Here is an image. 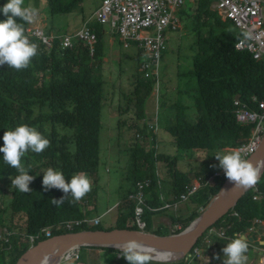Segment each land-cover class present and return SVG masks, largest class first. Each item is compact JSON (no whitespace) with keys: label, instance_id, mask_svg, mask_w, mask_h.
Here are the masks:
<instances>
[{"label":"trees","instance_id":"16d2710c","mask_svg":"<svg viewBox=\"0 0 264 264\" xmlns=\"http://www.w3.org/2000/svg\"><path fill=\"white\" fill-rule=\"evenodd\" d=\"M81 1L46 0L50 15L68 13ZM5 3L6 0H0V8ZM177 16L180 21L187 22L193 38L191 69L182 73L187 76L191 74L195 84L187 95L191 103L184 104L180 99L173 103L160 101L167 113L173 112V117L165 115L167 120L163 126L172 137L175 149L173 156L158 153L154 141H150L152 144L145 148L143 140L137 142L135 136L139 138V133L147 126L137 121L144 118V102L154 81L136 74L132 89L124 95L133 100L136 121L130 125L135 130L131 137L134 158L133 171L129 177L130 190L123 192L118 206V228H138L136 223H128L129 219L135 221L136 201L129 199L127 194L135 188L136 181L149 178L151 183L144 193L148 207L144 206L140 215L144 222L143 229L162 234L151 231L146 220L149 219L148 214L165 209L161 208L165 200L160 198L163 189L158 183L157 170L161 175L164 174L161 181L169 184V200L166 202H179V195L185 191L191 179L177 168V162L191 158L198 160L200 156L212 159L222 150L237 148L245 143L250 135V126L236 122L233 98L238 96L251 107L255 106L251 103L252 95L264 99V60H255L248 51L235 48L234 44L243 33L231 21L223 19L215 9H211L209 0H196L188 10L181 7ZM5 18L0 13V20ZM17 22L23 23L24 27L28 25L18 18ZM92 27L97 34V44L92 54L83 42H76L70 48H61L57 37L60 32H57L50 45L38 42L33 36L29 37L32 42H38V54L32 58L28 68L17 71L6 63L0 65V147L3 146L4 132L20 124L36 127L51 142L50 147L43 152L36 154L29 151L22 158L25 167L31 166L28 174L34 177L29 185L32 190L30 193H22L12 187L11 178L18 173L4 162L3 153H0V264H13L32 243L46 238L42 234L34 241H29V235H36L45 227L51 228V235L67 232L69 230L63 228L64 221L88 216L90 212L86 208V200L93 197L90 193L88 199L84 197L70 203L72 197L69 196L62 206L52 205L49 200L59 199L64 193L56 188L45 191L42 177L48 168L60 170L66 180H70L74 174L85 172L94 187H97L100 114L105 99L102 74L105 52L103 26L96 23ZM201 172L205 173L195 171V175ZM208 175L202 177L205 179ZM225 178L224 173L213 176L211 182L200 186L197 193L190 197L197 209L217 192ZM256 187V191L254 188L246 190L233 208L209 227L224 231L223 236L212 237L213 243L219 242L223 248L226 246L224 243H228L237 233L242 235L256 226L258 220H264V170ZM149 207L156 210H149ZM197 209L185 218L171 216V222H179L181 226L170 233L184 229L198 215ZM143 211H146L144 217ZM233 211L236 215L231 214ZM16 215L18 220L16 218L14 221ZM82 225L71 230L103 229ZM207 230L184 258L167 262L152 260V264H201L200 259L194 257L189 260L188 257L193 256L195 247L200 248ZM97 248L115 253V256L109 257L107 264H128L121 255L117 257L119 249ZM5 253L9 256L6 262Z\"/></svg>","mask_w":264,"mask_h":264},{"label":"rangeland","instance_id":"374dc122","mask_svg":"<svg viewBox=\"0 0 264 264\" xmlns=\"http://www.w3.org/2000/svg\"><path fill=\"white\" fill-rule=\"evenodd\" d=\"M188 1L186 0L181 7L183 6V8L188 10L192 6ZM99 3H101L100 0H82L81 4H77L68 13L50 15L46 0H25L26 6L31 5L38 9V16L36 17L37 23L44 25L43 28L46 32L52 29L54 33H74L76 29H79L83 25V23L81 24L82 19H86ZM212 3L211 1V8H213ZM87 21L90 26L97 23L92 19H88ZM186 24L187 22L180 21L178 17V26L176 25L172 29H165L162 32V36L166 40L165 49L159 57L156 75L149 76L142 69V65L149 61V57L140 54L135 45L130 44L124 47L122 41L121 43H117L119 40L118 34L111 32L106 25L104 26L107 33H110L111 36L104 34L103 41L105 55L102 59V74L105 99L100 114L98 182L97 187H94L92 183V190L89 193L93 197L89 201L86 200V208L90 211L86 217L93 218L99 216L100 222L96 227L105 229L118 226V206L122 201L121 197L123 196V192L130 190L131 181L129 177L133 171L134 158V146L131 137L135 131L130 128V125L136 121V117L135 111L132 108L133 100H130L124 95L132 89V82L136 78V74H141L142 77L151 79L154 81V84L151 86V91L144 102V118L137 121L139 123L144 122L147 128L139 133V138L135 136V139L137 142L143 140L145 148L152 144L150 141L156 142L155 146L158 153L172 156L175 154L174 147L168 142L171 136L163 128L167 120V118L165 119V115H171L173 117V112L167 113L164 107L160 105V101L173 103L177 99H180L184 104L191 103L187 95L190 94L188 87H190L189 84L193 81L192 75L189 74L187 76V74H182L191 69L193 52L191 49L193 38L190 35V27ZM187 111L190 112L189 110ZM203 161L202 156L198 160L193 158L184 161L179 160L177 162V168L187 173L193 181L195 171L197 172L200 169L213 168L222 170L218 166L219 161L215 156L209 162L205 160L208 163H204ZM157 175L159 177V185L161 187L164 186L163 182L165 181H161L164 178V174L161 175L157 170ZM87 195L85 196L86 199H88ZM160 198L162 199L161 194ZM5 200L8 201L6 196ZM145 206H147L146 203ZM185 208L190 209V211H195L197 205L190 198L180 205L178 212H183ZM173 209V207H170L169 209H162L159 213L148 214L150 216L146 220L150 230L167 234L178 229L181 224L179 222H171L170 220ZM149 210H156V208L149 207ZM166 210L167 212H165ZM143 212L144 217L146 211ZM161 214H164L168 218L160 216ZM181 217L185 218L186 216ZM16 218L17 215L13 217V220L15 221ZM140 219L143 222L141 216ZM128 223L134 224L136 221L133 222L132 219H129ZM136 225L140 227L137 223ZM0 232H2L1 229ZM0 236H2V233H0ZM203 239L200 246L202 253L200 256L201 263L209 261L207 259L209 258V247H207L206 238L204 237ZM212 241L210 240L208 246L212 244ZM224 244L227 243L225 242ZM116 255L119 257L120 254ZM112 256H115L114 252L109 253L102 248L82 246L80 247L78 259H68L69 261H65L62 258L59 264H102V261H104V264H107L109 257ZM4 257L5 262L9 260L8 253H5ZM121 258L123 257L121 256ZM215 260L211 263H216L217 261L223 263V261H219L218 259ZM156 261L167 262V260Z\"/></svg>","mask_w":264,"mask_h":264},{"label":"built area","instance_id":"2783aa9c","mask_svg":"<svg viewBox=\"0 0 264 264\" xmlns=\"http://www.w3.org/2000/svg\"><path fill=\"white\" fill-rule=\"evenodd\" d=\"M210 1L226 19L243 32V36L234 44L235 48L247 50L255 60H264V0ZM183 3L184 0H101L99 7L93 13V20L106 25L111 32L117 33L124 47L130 44L135 45L140 54L149 57V61L142 65V69L145 70L147 76L156 75L159 57L165 48L162 32L177 25L176 12ZM25 32L28 37L33 36L38 42L46 45H50L55 36L54 34L46 35L37 25H28ZM57 37L60 39L61 48H70L76 42H83L87 45L90 54L94 52L97 44V34L87 23H83L74 33L66 32L57 35ZM232 103L236 122L251 127L248 140L238 148L247 157L254 152L264 133V99H257L255 95H252L251 103L255 105L254 107L241 101L238 96L233 98ZM149 185V178L138 180L135 183V188L127 194L129 199L136 201L134 216L140 227L144 225L140 215L142 207L145 206V189ZM201 185L200 179L196 183L187 185L185 191L179 195V201L189 200ZM253 188L255 191L257 190L256 186ZM166 207L168 205L161 208ZM231 214L235 215V212L233 211ZM99 222L98 217H84L83 219L66 220L62 224L63 228L71 230L82 224L96 226ZM212 228L207 230L206 235L213 232ZM42 234L45 237L51 236V228L45 227L38 234L29 235L27 238L29 241H34ZM223 234L222 230L216 231L218 236H223ZM79 252L80 247L70 248L65 252L63 259L65 261L78 259ZM201 254L200 248L195 247L191 258L200 259ZM201 264L208 263L204 261ZM216 264L223 263L217 262Z\"/></svg>","mask_w":264,"mask_h":264},{"label":"clouds","instance_id":"9594fccd","mask_svg":"<svg viewBox=\"0 0 264 264\" xmlns=\"http://www.w3.org/2000/svg\"><path fill=\"white\" fill-rule=\"evenodd\" d=\"M0 13L6 17L0 20V65L6 63L9 68H14L17 71L26 69L30 66L32 58L38 54V45L25 34L24 24L17 22V18L19 21L30 24L38 16V9L31 5L26 6L25 0H6V3L0 8ZM2 139L3 146L0 147V153H3L4 162L16 169L18 173L14 178H11L12 187L22 193L32 192L29 185L34 177L28 174L31 171V166L25 167L22 158L29 151L36 154L43 152L50 147V140L36 127L28 124H20L12 130H6ZM214 156L219 161L218 166L223 170L227 180L232 183L233 188L244 191L255 187L260 182L261 166L254 165L239 149L229 148ZM42 186L45 191L56 188L64 193L59 199L49 200L52 205L60 207L69 196L72 197L70 203L83 199L92 190V181L85 172L74 174L70 180H66L60 170L48 168L43 174ZM221 191L224 190L221 189ZM225 245L222 249L223 264H247L246 253L249 250V242L246 237L237 233ZM120 255L128 264H152L153 260V254L148 247L134 239L123 243ZM215 258L219 259L220 257L216 256ZM188 259L192 258L189 256Z\"/></svg>","mask_w":264,"mask_h":264},{"label":"water","instance_id":"95a60500","mask_svg":"<svg viewBox=\"0 0 264 264\" xmlns=\"http://www.w3.org/2000/svg\"><path fill=\"white\" fill-rule=\"evenodd\" d=\"M246 158L254 165H260L263 171L264 133L254 152ZM221 189L224 191H221ZM245 191L233 188L232 183L225 178L217 192L201 207L198 215L179 232L157 234L146 231L141 227H113L110 229L67 231L51 235L30 245L13 264H41L54 251H56L54 255L56 256L76 246L113 247L120 250L124 242L133 239L144 245L152 246L172 254L173 257L171 260L184 258L194 246L197 239L210 226L226 215ZM246 238L248 241L255 242L254 236H247ZM153 260L156 259L153 258ZM171 260L167 259V261ZM57 263L59 264L60 260Z\"/></svg>","mask_w":264,"mask_h":264},{"label":"crops","instance_id":"0c3cea01","mask_svg":"<svg viewBox=\"0 0 264 264\" xmlns=\"http://www.w3.org/2000/svg\"><path fill=\"white\" fill-rule=\"evenodd\" d=\"M186 0H184V2H185ZM194 1H196V0H189L188 1V3H193ZM210 1V0H209ZM82 2V1H81ZM100 2H101V0H100ZM211 2V1H210ZM99 5H100V3L94 8V10L93 11H95L98 7H99ZM211 6V5H210ZM212 6H213V8H211V9H215L216 11H217V13L219 14V15H221V17L223 18V19H226L224 16H223V14L218 10V9H216V7H214V5H213V3H212ZM183 7V6H182ZM181 7H179L178 8V10H177V12H176V15H177V13H178V11H179V9H180ZM91 12V14H89L87 17H86V19H82V21H81V24L82 23H87V24H89V22L87 21L88 19H92L93 20V13L94 12ZM263 12H264V8H263ZM177 18H178V16H177ZM92 23H94V21H92ZM28 25H32V26H34V25H39L38 23H37V19H35L32 23H27ZM90 24H91V22H90ZM233 24V23H232ZM27 25V26H28ZM234 25V24H233ZM26 26V27H27ZM103 26V32H104V34H106L107 36H111V34L110 33H107V31H106V29L104 28V26L105 25H102ZM177 26H178V21H177ZM25 27V28H26ZM39 27L44 31V33L46 34V35H53L54 34V32H53V30L51 29V31L50 30H48L47 32L45 31V29L43 28L44 27V25H39ZM234 27L239 31V32H242L240 29H238L235 25H234ZM109 29V28H108ZM169 29H171V28H169ZM77 30V29H76ZM64 33H66V32H64ZM68 33V32H67ZM60 34H63V33H60ZM104 34H103V41H104ZM166 41V40H165ZM117 43H121V41L120 40H118V42ZM247 51V50H246ZM190 87H188L189 89H191L192 87H194V82H191L190 84ZM239 124V123H238ZM249 126V125H248ZM251 128V127H250ZM168 133V132H167ZM169 134V133H168ZM249 137V136H248ZM248 140V139H247ZM168 142L172 145V137H171V139L169 138L168 139ZM244 144V143H243ZM242 145V144H241ZM240 145V146H241ZM173 146V145H172ZM240 146H238L236 149H238ZM174 147V146H173ZM229 149V148H228ZM223 151H226V150H222V151H220L221 153L223 152ZM185 159H183V161H184ZM204 161V163H208L211 159L210 158H204L203 159ZM208 161V162H206V161ZM204 170V171H203ZM199 171H203V172H205V173H202V174H200V175H198V176H196L195 175V173H194V177L196 178H194V181L193 180H190V184L191 183H196L197 182V180L198 179H200V181L202 182V185H205V184H207L208 182H211L212 181V179H213V176H216V175H219V174H221V173H224L223 172V170H218V169H213V168H207V169H200ZM207 173H209V175L204 179L202 176H204V174H207ZM190 177V176H189ZM191 179V178H190ZM191 181H193V182H191ZM164 183V186H162V189H163V192H162V194H161V197H162V199L163 200H165L164 201V203L162 204V206H164L165 204L166 205H168V207L167 208H165V209H169L170 207H173L174 209H173V212H172V215L171 216H175V217H181V216H187V214H189L191 211H190V209H187V208H185V210L183 211V212H178V208L180 207V205H182V203H184V202H182L181 204H179L181 201H179V202H177L176 203V205H175V203H168V202H166V200L168 201L169 200V194H168V192H167V189L169 188V184L167 183V184H165V182H163ZM201 185V186H202ZM165 212H167V210L165 211ZM160 216H164V217H166L164 214L162 215H160ZM170 216V217H171ZM166 218H168V217H166ZM212 233L211 234H208V236H207V247H209L208 248V250H209V258H207L209 261L207 262L208 264H216V263H211L213 260H215L216 258V256H219L220 258L218 259L219 261H223V259H224V254H223V252H222V249L223 248H221V243H218V242H214L215 243V246H218V248L217 249H215V246H214V243H213V241H212V244H213V247L211 246H208V243L210 242V240H212V237L214 236V235H216V231H220V229L219 228H216V227H213L212 228ZM244 235V237H247V236H254V238H255V241L256 242H253V241H248V242H250V246H249V250H248V252L246 253V255H247V257H248V261H247V264H264V247L262 246V245H264V220L263 221H261L260 223H258L256 226H253V228L252 229H248L247 230V232H245L244 234H242V236ZM206 240V239H205ZM211 244V245H212ZM204 250H206V249H204ZM217 260V259H216ZM215 260V261H216Z\"/></svg>","mask_w":264,"mask_h":264},{"label":"bare ground","instance_id":"6f19581e","mask_svg":"<svg viewBox=\"0 0 264 264\" xmlns=\"http://www.w3.org/2000/svg\"><path fill=\"white\" fill-rule=\"evenodd\" d=\"M102 25V24H101ZM92 27V26H91ZM93 28V27H92ZM243 33V32H242ZM149 59V58H148ZM142 64H143V62H142ZM234 107V106H233ZM133 189H134V187H133ZM248 190V189H247ZM197 193V192H196ZM195 193V194H196ZM194 194V195H195ZM166 205V204H165ZM84 217H86V216H84ZM84 217H81V218H77V219H83ZM95 217H98L99 218V216H95ZM94 217V218H95ZM87 225V224H86ZM83 226V225H82ZM69 231H74V230H69ZM205 238L207 239V235L205 236ZM147 247H148V249L152 252V254H153V258L154 259H156V260H163V261H165V260H167V259H170L171 260V258L173 257V255L172 254H170V253H168V252H166V251H164V250H161V249H158V248H155V247H152V246H148V245H146ZM55 252L56 251H54L50 256H48L46 259H44L43 261H42V263L41 264H58L57 262H58V260H62V258L64 257V255H65V253H60V254H57L56 256H54L55 255Z\"/></svg>","mask_w":264,"mask_h":264}]
</instances>
